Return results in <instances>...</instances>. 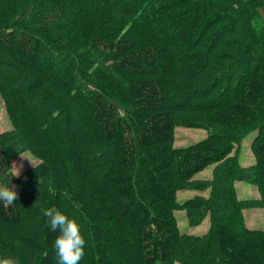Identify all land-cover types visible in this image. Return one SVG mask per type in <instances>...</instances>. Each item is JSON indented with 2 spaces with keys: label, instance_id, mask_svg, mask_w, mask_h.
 <instances>
[{
  "label": "trees",
  "instance_id": "trees-1",
  "mask_svg": "<svg viewBox=\"0 0 264 264\" xmlns=\"http://www.w3.org/2000/svg\"><path fill=\"white\" fill-rule=\"evenodd\" d=\"M0 95V182L18 193L0 257L58 264L55 207L80 225V264H264L244 220L264 209V0H0ZM179 126L207 135L175 147ZM27 151L38 162L11 177ZM176 211L210 228L182 233Z\"/></svg>",
  "mask_w": 264,
  "mask_h": 264
},
{
  "label": "rangeland",
  "instance_id": "rangeland-1",
  "mask_svg": "<svg viewBox=\"0 0 264 264\" xmlns=\"http://www.w3.org/2000/svg\"><path fill=\"white\" fill-rule=\"evenodd\" d=\"M1 96V95H0ZM11 125L6 117L4 110V103L2 102V97H0V132L9 130ZM175 147H185L191 144H194L202 139H204L207 135V132L204 129L197 128H187L184 126H179L175 129ZM254 133L249 134L244 140L241 142L240 150H239V163L241 166H250L254 162V158L252 157V153L250 150V142L253 138ZM38 161L32 157L28 151L20 157L14 159L11 162L10 168L12 174L14 173L16 167L20 170V174L24 172L26 169L34 166ZM210 168L205 170L204 172L197 174L195 176L196 180H203L204 178L211 177ZM19 174V175H20ZM236 191L239 199H253L258 196L256 187L252 184L246 182H237L236 183ZM195 195H203L207 196L208 191H195V190H185L178 192V201H183L189 199ZM184 211H176L175 217L177 219L178 227L180 232L191 234V235H199L207 232L209 227V220L206 217L201 223L195 226H191L187 219L186 215H184ZM244 220L245 224L249 229L255 230H264V209L262 208H251L244 210ZM179 264V263H175Z\"/></svg>",
  "mask_w": 264,
  "mask_h": 264
},
{
  "label": "clouds",
  "instance_id": "clouds-1",
  "mask_svg": "<svg viewBox=\"0 0 264 264\" xmlns=\"http://www.w3.org/2000/svg\"><path fill=\"white\" fill-rule=\"evenodd\" d=\"M20 170L16 167L12 176H19ZM15 185L7 182H0V204L4 207H11L18 199ZM49 229L58 234L53 240V247L56 251L58 264H80L85 254L86 241L81 234L80 225L74 218L62 213L55 207L43 209ZM0 264H19L17 259L10 256L0 257Z\"/></svg>",
  "mask_w": 264,
  "mask_h": 264
}]
</instances>
